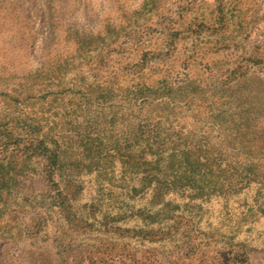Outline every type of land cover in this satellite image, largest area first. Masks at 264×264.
Here are the masks:
<instances>
[{"label":"rangeland","instance_id":"374dc122","mask_svg":"<svg viewBox=\"0 0 264 264\" xmlns=\"http://www.w3.org/2000/svg\"><path fill=\"white\" fill-rule=\"evenodd\" d=\"M138 90L181 143L133 194L141 175L112 149ZM34 112L63 138L60 167L0 190V264H264V0H0V116ZM212 155L232 184L211 196Z\"/></svg>","mask_w":264,"mask_h":264},{"label":"trees","instance_id":"16d2710c","mask_svg":"<svg viewBox=\"0 0 264 264\" xmlns=\"http://www.w3.org/2000/svg\"><path fill=\"white\" fill-rule=\"evenodd\" d=\"M154 94V92L149 90H138L131 93V96L124 103L129 110L125 119L127 120L128 132L123 146L124 154L120 155L118 153L120 152L119 149L117 150L118 152L112 149L120 156L121 163L129 170L130 180L138 177V174L141 175L137 181L141 187L139 189H130L133 194H141L146 191L147 187L156 180L155 175L152 174L157 170L162 155L168 150L167 148L173 146L172 148L177 149L181 143L177 139V141L166 144L164 142L166 140V131H162L159 127L157 128L156 125L158 123L152 124L150 117L146 115L145 110L153 103ZM231 103L234 104V102L229 101V97H226L225 104ZM32 115L34 116L33 119H30V122H25L21 127H18L7 116H0L2 118L0 122V190L7 188L8 185L15 184L17 179L38 175H41L46 183L53 184L55 171L60 167L59 143L63 142V138L60 133L54 131V127H51V120L47 112H34ZM229 117L236 118L235 122L238 124L244 119V116L240 114L235 117V113L229 114ZM110 123H113L112 119H110ZM229 130L230 128L225 129V131ZM140 144H143V147L138 153H135L134 148L139 147ZM183 147H186V145ZM145 155L155 156L154 160H144ZM172 157L173 155L168 156L170 162L173 160ZM217 158V155H212L208 168L205 167L208 164L206 159L200 161L197 157L194 162V165L197 166V171H200L199 168L205 167L200 177H206V185L210 188L211 196L215 195V193L219 195L222 192H227L232 184L221 179L225 173L224 169H221L220 166L214 168L215 160L221 164V160ZM140 159L143 162H140ZM183 162H185V159H183ZM175 178L178 181L182 180L176 174H173L172 180L166 185H171L173 190L177 189V191L182 190L184 192L186 185H180ZM243 178L247 180L248 177H238L239 180H236L233 186L241 184ZM249 181L250 179L247 182ZM162 182L164 183V181H159L160 185ZM156 183L158 184L157 181ZM177 184L179 185L178 187H176ZM185 184L191 183L185 182ZM224 187H226V191H222ZM196 198L197 195H193L190 199ZM148 213H150L149 210ZM160 213L161 210L159 209L154 212L156 215Z\"/></svg>","mask_w":264,"mask_h":264}]
</instances>
